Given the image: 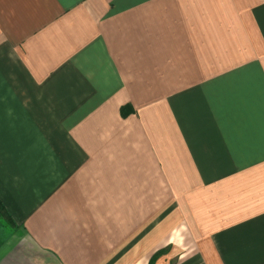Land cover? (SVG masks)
Returning <instances> with one entry per match:
<instances>
[{
	"label": "crops",
	"instance_id": "crops-1",
	"mask_svg": "<svg viewBox=\"0 0 264 264\" xmlns=\"http://www.w3.org/2000/svg\"><path fill=\"white\" fill-rule=\"evenodd\" d=\"M0 264H264V0H0Z\"/></svg>",
	"mask_w": 264,
	"mask_h": 264
},
{
	"label": "rangeland",
	"instance_id": "rangeland-1",
	"mask_svg": "<svg viewBox=\"0 0 264 264\" xmlns=\"http://www.w3.org/2000/svg\"><path fill=\"white\" fill-rule=\"evenodd\" d=\"M13 230H15V228H13L10 224L5 221V215L0 209V238L2 236L1 234L4 235L10 233L11 231L13 232Z\"/></svg>",
	"mask_w": 264,
	"mask_h": 264
},
{
	"label": "trees",
	"instance_id": "trees-1",
	"mask_svg": "<svg viewBox=\"0 0 264 264\" xmlns=\"http://www.w3.org/2000/svg\"><path fill=\"white\" fill-rule=\"evenodd\" d=\"M2 208L1 204H0V209ZM3 211V209H1Z\"/></svg>",
	"mask_w": 264,
	"mask_h": 264
}]
</instances>
